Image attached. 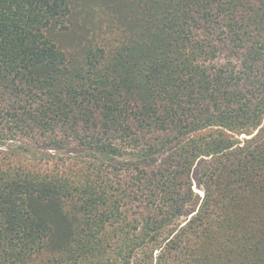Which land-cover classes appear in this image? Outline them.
Listing matches in <instances>:
<instances>
[{
	"label": "trees",
	"instance_id": "trees-1",
	"mask_svg": "<svg viewBox=\"0 0 264 264\" xmlns=\"http://www.w3.org/2000/svg\"><path fill=\"white\" fill-rule=\"evenodd\" d=\"M120 2L87 6L97 39L70 0H0V145L90 156L0 162V264H264V0Z\"/></svg>",
	"mask_w": 264,
	"mask_h": 264
},
{
	"label": "rangeland",
	"instance_id": "rangeland-1",
	"mask_svg": "<svg viewBox=\"0 0 264 264\" xmlns=\"http://www.w3.org/2000/svg\"><path fill=\"white\" fill-rule=\"evenodd\" d=\"M101 1H103V0H70V8H71L70 14L72 15V13H73V15H74V16H72L73 23L71 24V29H72L70 31L71 35L74 34V30H76L77 27L81 26V27L86 28L87 25L90 26L88 28L101 26L99 31L100 30L104 31V34H100V37H97V39H101L102 37L107 35L106 30H107L108 24L105 20H109V19H107V18L97 19L95 17L96 16L95 13L92 15L91 13H88V11L86 10L87 6L89 4H91L92 2H101ZM116 2H118L120 4L121 8L124 7V6H122V3L120 2V0H116ZM97 12H99V11H97ZM97 32L95 30H91L87 34L88 39L91 40L92 36L96 37ZM111 35L114 39L117 38V36L115 35V32L112 31ZM77 36L79 37V39H81V35H78V33H77ZM82 42L86 43L87 40L82 39ZM94 42H95V38H94ZM68 50L71 51V49H68ZM78 53L81 55L83 54L80 50ZM262 127H264V117H263ZM256 132H257V130H255L253 134H255ZM263 134H264V131H263ZM250 136L241 134V135H238L237 137L240 139H244V138H247ZM20 142H21V144L19 143V140L14 141L13 143H9V142H4L3 144L1 143V145H0V162L4 160V162H6L5 164H7L9 162L11 164L21 165L22 167H24L30 171L35 170V171L40 172V173H51V174L57 175V174H61V173H63V174H70V173L81 174L86 169V166H87L86 160L90 159L89 154L86 153L85 151H81L80 149H72L73 151H69L68 148L57 147V148H53L51 150H45L44 148L27 147V144H25L26 141H24V142L20 141ZM18 144H20L22 146L21 147L22 150L19 149L21 152L19 150H18L19 153L13 152L12 150H17ZM25 147L27 149H30V150L24 149ZM6 153H9V155L12 153L14 155H12L10 157L8 156V158H7L8 154H6ZM216 160H217V158L215 157V158H212V160L207 159V160L199 161L198 163H195L193 165V168H192L191 173H190V177L192 180V191L194 190L193 192H196L194 194H197V196H199V201H201V198L204 195V192L202 190V185H200L198 182V178L200 176V171H201L200 169L202 166H206L209 163L213 167ZM198 190L201 191L203 193V195H200ZM193 199H194V196L192 197V199L189 200V202L192 201ZM189 202L186 203L185 206H183L182 211L179 215L172 217V221L168 225V228H170L173 225L178 226L179 224H183L185 222V220H187L191 216V214H190L191 210L194 208L195 205H192V203L191 202L189 203ZM139 225H140V227H142V222L139 223ZM141 230H143V228H141V229L138 228L136 232H139ZM169 232L170 231L166 228L165 231L163 232V236L166 237ZM193 244H194V242L185 240L183 242V248H180V251L182 249L184 250L185 246H188V245L191 246ZM156 255H158L157 250L153 251L154 261L152 264H155ZM133 261H134V258H131L127 261H121L120 260L119 262H120V264H123L124 262H125V264H132ZM179 262L182 264H185V262L192 264V263H194V260L192 261L190 258H179L178 261H176V262L174 260V262L172 264H176V263L178 264Z\"/></svg>",
	"mask_w": 264,
	"mask_h": 264
},
{
	"label": "snow or ice",
	"instance_id": "snow-or-ice-1",
	"mask_svg": "<svg viewBox=\"0 0 264 264\" xmlns=\"http://www.w3.org/2000/svg\"><path fill=\"white\" fill-rule=\"evenodd\" d=\"M200 195H203V193H200Z\"/></svg>",
	"mask_w": 264,
	"mask_h": 264
},
{
	"label": "bare ground",
	"instance_id": "bare-ground-1",
	"mask_svg": "<svg viewBox=\"0 0 264 264\" xmlns=\"http://www.w3.org/2000/svg\"><path fill=\"white\" fill-rule=\"evenodd\" d=\"M199 192V191H198ZM199 193H202V192H199Z\"/></svg>",
	"mask_w": 264,
	"mask_h": 264
}]
</instances>
